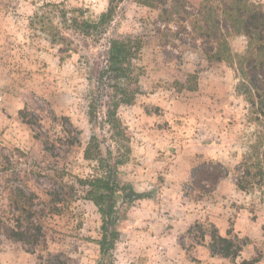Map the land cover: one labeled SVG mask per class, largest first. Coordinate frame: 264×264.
I'll return each mask as SVG.
<instances>
[{
    "label": "rangeland",
    "instance_id": "1",
    "mask_svg": "<svg viewBox=\"0 0 264 264\" xmlns=\"http://www.w3.org/2000/svg\"><path fill=\"white\" fill-rule=\"evenodd\" d=\"M251 1L264 6V0ZM46 4H63L70 16L92 21L109 0H0V214L13 188L35 191L48 241L46 251L31 254L2 238L0 264H95L101 216L78 181L96 166L83 158L91 136L89 90L97 86L93 68L110 34L99 43L76 38L81 53L70 55L32 25ZM186 27L187 32L176 23L166 28L157 11L124 0L110 28L147 41L133 62L139 81L132 88L138 93L135 103L122 105L118 114L130 130L132 149L121 172L136 191L151 195L128 210L114 250L116 264H234L212 257L207 246L193 240L189 231L196 234V223H213L223 236L232 230L249 238L236 263L259 258L257 264H264V190L243 193L233 180L256 126L237 94L233 70L225 64L210 68ZM165 36L169 42L161 46ZM230 43L234 53L246 51L245 37ZM21 110L37 125L25 124ZM62 117L81 131L80 146L67 145L65 130L77 132ZM101 133L112 145L108 128ZM50 145L54 150L47 149ZM198 158L222 162L229 176L212 196L195 202L183 187ZM56 192L63 200L59 212L49 213L45 204Z\"/></svg>",
    "mask_w": 264,
    "mask_h": 264
},
{
    "label": "trees",
    "instance_id": "2",
    "mask_svg": "<svg viewBox=\"0 0 264 264\" xmlns=\"http://www.w3.org/2000/svg\"><path fill=\"white\" fill-rule=\"evenodd\" d=\"M123 1L109 0L107 10L92 21L70 16L63 4H46L32 19V25L38 31L70 55L81 53L80 42L76 38H81L84 44H88V40L99 43L102 37L110 34L108 46L93 68L97 86L89 90L87 116L91 136L84 148L83 158L96 166L91 175L78 181L85 198L93 203L101 216V239L97 243L99 255L95 264H116L114 250L127 221L128 210L136 202L151 196L136 191L121 172V167L130 160L132 149L130 130L121 121L118 111L122 105L135 103L138 93L132 92V88L137 87L139 81L133 62L147 45L144 37L125 38L110 31L117 8ZM132 1L157 11L166 28L176 23L180 32H187L186 25H189L193 40L200 42V50L208 66L217 68L225 64L233 70L238 80L237 94L248 104L251 122L256 126L252 141L247 145L241 162L234 168V184L238 191L247 194L264 190V6L251 0ZM241 36L246 38L247 47L243 54H237L233 52L230 40ZM168 42L165 36L161 46ZM89 79L91 81L92 76ZM20 116L29 127L37 125L36 118L26 110H21ZM61 120L74 128L69 117H62ZM105 128H108L112 145L101 133ZM74 130L77 135L69 129L65 130L67 145L71 147L81 143V131ZM35 136L41 137L39 134ZM47 149L54 150V145L47 146ZM228 176L229 170L222 162L198 158L191 166L183 192L195 202L201 201L212 196ZM26 188L17 186L8 193L6 209L0 214V240L4 238L20 243L27 253L35 254L46 251L48 241L37 210L39 196ZM50 195L53 201L45 206L49 208V213H57V204L63 198L58 192ZM194 228L196 234H193V229L189 234L198 245L207 246L214 258L238 264L236 260L250 245L249 238L233 235L232 230L227 231L226 236L221 235L213 223H196ZM259 262V258H253L239 264Z\"/></svg>",
    "mask_w": 264,
    "mask_h": 264
}]
</instances>
